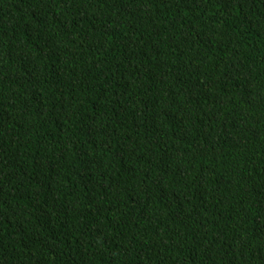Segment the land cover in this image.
I'll list each match as a JSON object with an SVG mask.
<instances>
[{"label":"trees","instance_id":"obj_1","mask_svg":"<svg viewBox=\"0 0 264 264\" xmlns=\"http://www.w3.org/2000/svg\"><path fill=\"white\" fill-rule=\"evenodd\" d=\"M0 264H264V0H0Z\"/></svg>","mask_w":264,"mask_h":264}]
</instances>
